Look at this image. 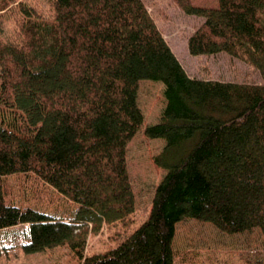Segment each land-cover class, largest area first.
<instances>
[{
	"label": "trees",
	"instance_id": "obj_1",
	"mask_svg": "<svg viewBox=\"0 0 264 264\" xmlns=\"http://www.w3.org/2000/svg\"><path fill=\"white\" fill-rule=\"evenodd\" d=\"M173 1L202 18L191 55L224 52L260 82L189 77L142 0H50L48 18L0 0V13L18 12L17 37L0 36V242L12 238L26 254L65 245L79 264H184L196 256L172 247L184 218L264 237V0ZM142 81L163 96L146 125ZM140 131L163 142L153 157L163 176L134 226L127 152ZM15 183L30 203L14 201ZM42 191L68 202L54 215L24 206L43 208L31 203ZM104 227L108 244L88 253Z\"/></svg>",
	"mask_w": 264,
	"mask_h": 264
},
{
	"label": "rangeland",
	"instance_id": "obj_2",
	"mask_svg": "<svg viewBox=\"0 0 264 264\" xmlns=\"http://www.w3.org/2000/svg\"><path fill=\"white\" fill-rule=\"evenodd\" d=\"M44 18L50 17V0H24ZM162 37L179 60L185 73L192 78L214 79L230 82L259 83V73L228 54L221 52L210 55H191L187 49L188 36L202 22V18L184 13L173 0H142ZM195 7H217V0H190ZM18 12L11 5L0 13V35L3 40L17 37ZM139 107L144 117V125L154 123L163 106L162 86L151 81H142L139 86ZM163 142L149 139L142 131L128 144L127 162L135 194L134 226L145 219L151 207L153 188L163 176V170L153 162V157ZM15 178L8 179L14 183ZM16 184V183H15ZM26 186H31L26 183ZM39 187V185H38ZM44 189L43 187H40ZM15 200L30 203L14 186ZM68 201L50 202L46 191L37 195L31 203L24 205L54 215L56 209L64 208ZM55 215H59L55 214ZM113 231L103 228L96 235L88 237V253L103 250ZM12 238L0 242V264H79V260L65 245L56 246L42 252L26 254L18 245H11ZM172 247L179 253L194 255V259L184 264H209L211 259L223 260L227 264H264V237L258 228L243 233H226L207 221L184 218L175 224ZM180 264V263H179Z\"/></svg>",
	"mask_w": 264,
	"mask_h": 264
}]
</instances>
